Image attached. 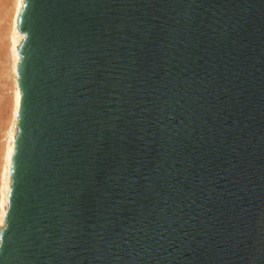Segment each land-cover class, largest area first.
Here are the masks:
<instances>
[{
    "label": "water",
    "instance_id": "1",
    "mask_svg": "<svg viewBox=\"0 0 264 264\" xmlns=\"http://www.w3.org/2000/svg\"><path fill=\"white\" fill-rule=\"evenodd\" d=\"M0 264H264V0H22Z\"/></svg>",
    "mask_w": 264,
    "mask_h": 264
},
{
    "label": "bare ground",
    "instance_id": "2",
    "mask_svg": "<svg viewBox=\"0 0 264 264\" xmlns=\"http://www.w3.org/2000/svg\"><path fill=\"white\" fill-rule=\"evenodd\" d=\"M22 0H14L13 11L10 17L9 24V33H8V76L11 79L12 85V109H11V117L9 120V124H7V130L5 135V142L3 144L2 149V162L0 167V226L3 224V215L6 207L7 200V191L9 185L8 178V170H9V156L12 151V137L15 133V121H16V111L18 108L19 102V91L16 86L15 81V65L18 60V55L16 53V46L20 42L23 34L20 33L15 25L16 13L19 7L21 6ZM7 61V60H6Z\"/></svg>",
    "mask_w": 264,
    "mask_h": 264
},
{
    "label": "rangeland",
    "instance_id": "3",
    "mask_svg": "<svg viewBox=\"0 0 264 264\" xmlns=\"http://www.w3.org/2000/svg\"><path fill=\"white\" fill-rule=\"evenodd\" d=\"M13 6L14 0H0V167L2 147L12 109V85L8 76V33Z\"/></svg>",
    "mask_w": 264,
    "mask_h": 264
}]
</instances>
